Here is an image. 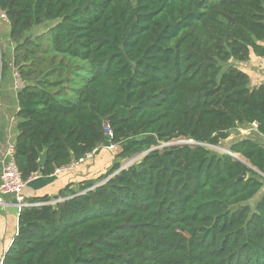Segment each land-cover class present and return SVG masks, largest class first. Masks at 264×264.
Returning <instances> with one entry per match:
<instances>
[{"label": "trees", "instance_id": "16d2710c", "mask_svg": "<svg viewBox=\"0 0 264 264\" xmlns=\"http://www.w3.org/2000/svg\"><path fill=\"white\" fill-rule=\"evenodd\" d=\"M0 11L14 44L2 79L12 65L24 81L22 179L120 148L106 173L22 207L2 264H264V194L250 204L264 144L229 146L247 162L206 146L253 124L264 138V82L239 67L264 58V0H0ZM179 139L192 143L159 148Z\"/></svg>", "mask_w": 264, "mask_h": 264}, {"label": "crops", "instance_id": "0c3cea01", "mask_svg": "<svg viewBox=\"0 0 264 264\" xmlns=\"http://www.w3.org/2000/svg\"><path fill=\"white\" fill-rule=\"evenodd\" d=\"M8 25L10 27L9 21ZM258 63H260V68L263 69L264 74L261 58L255 54H251L250 60L244 63L245 67H241L250 75L252 81L255 80V76H258V68L256 67ZM15 71L16 69L13 68L12 75L14 80ZM10 82L6 87L5 95L0 97V171L2 161L6 157L10 145H14L16 136L19 133L16 115L19 109L17 97L19 90L15 87V82L11 80ZM110 148L112 147L110 146ZM94 156L96 154L80 160L72 166L63 167L50 176L35 175L31 177L23 190L27 201L30 202L34 198L46 195H56L70 183L78 184L99 176L102 172L103 161L95 159ZM34 203L37 204L39 202ZM20 211L21 209L16 204L13 195L8 194L3 197V202L0 203V264H2L4 255L18 232Z\"/></svg>", "mask_w": 264, "mask_h": 264}, {"label": "rangeland", "instance_id": "374dc122", "mask_svg": "<svg viewBox=\"0 0 264 264\" xmlns=\"http://www.w3.org/2000/svg\"><path fill=\"white\" fill-rule=\"evenodd\" d=\"M1 14H2V12L0 11V54H2V52L7 51V54L9 55V57H11L10 50L14 47V44H12L10 41V36H9L10 27L8 25V20H6V18L2 17ZM57 23H58L57 20L46 21L40 25H36V26L32 27L30 33L33 36H35L37 34L45 32L46 30H48L50 27L56 25ZM3 61L1 58L0 59V97L5 95V90H6V87L8 86V83L10 82V80L15 82L13 75H12L14 66H12V65H10L8 67L4 77L2 79ZM241 64H243V65H241ZM241 64H239L240 68L245 67L244 63H241ZM256 67L258 68V71H257L258 76H255V78H254L255 80L252 81V85H258L260 82H264L263 69L260 68L261 67L260 63H258V65ZM242 138H251L253 140H261L264 144V138L261 135H258V133H256V128L252 125V126H245V127H240V128H236V129L232 130L230 136L226 140L222 141L221 144H219V145H206V146L212 152H217V153L227 152L228 153V152H230L229 146L233 142H236ZM186 142L192 143V141H187L185 139L173 140V141L168 142V143L181 144V143H186ZM168 143L161 144L159 148H161L162 146H165ZM119 149H120L119 147L110 148V147H107L106 145H103V146H101L100 150L97 153H95L96 154V156H94L95 159H100L101 161H103V166L101 168L102 169L101 174L106 173L107 170L110 168V166L113 164V162L117 159L116 154L118 153ZM95 154H93V155H95ZM234 155L236 157L246 161L241 155H239V154H234ZM141 158H142V155H134L130 158H125V159H122V158L119 159L118 158V160H121L122 166L128 167L129 165H131L135 162H138ZM2 164L3 163H1V165ZM1 170H2V167H1ZM0 173H1V171H0ZM262 176L264 178V174H262ZM263 194H264V186H263L261 192L255 198H253L250 201V204L254 207L256 202L261 198V196ZM52 202H54V201H52Z\"/></svg>", "mask_w": 264, "mask_h": 264}, {"label": "built area", "instance_id": "2783aa9c", "mask_svg": "<svg viewBox=\"0 0 264 264\" xmlns=\"http://www.w3.org/2000/svg\"><path fill=\"white\" fill-rule=\"evenodd\" d=\"M1 15L2 17L7 19L4 13H2ZM0 59H1V54H0ZM261 63H262V67L264 68V58H261ZM14 76H15V87L19 90L24 86V81L22 80L17 70L14 72ZM253 126L256 127L257 125L253 124ZM105 129L107 134L111 135V130L108 125L106 126ZM91 155L92 154H89L87 157H90ZM2 163H3L2 170L0 173V203L3 202V197L5 195L10 194L14 196L16 204L20 209H22V207L25 206L34 205L35 203H30L27 201L26 196L23 192L28 180L25 181L21 177V174L14 159V145H10L8 153L5 159L2 161Z\"/></svg>", "mask_w": 264, "mask_h": 264}, {"label": "water", "instance_id": "95a60500", "mask_svg": "<svg viewBox=\"0 0 264 264\" xmlns=\"http://www.w3.org/2000/svg\"><path fill=\"white\" fill-rule=\"evenodd\" d=\"M108 137H110V135H107ZM170 145H176L175 143H168V144H166L165 146H170ZM152 150V149H151ZM147 152H145V153H143V154H141V155H145ZM228 153H230V152H228ZM231 155H233L234 157H236L234 154H232V153H230ZM236 158H238V157H236ZM238 159H240V158H238ZM241 161H243V162H245L244 160H242V159H240ZM251 166V165H250ZM124 167V166H123ZM247 177V173H243L242 174V176L241 177H239L238 178V180H240V179H244V178H246Z\"/></svg>", "mask_w": 264, "mask_h": 264}]
</instances>
